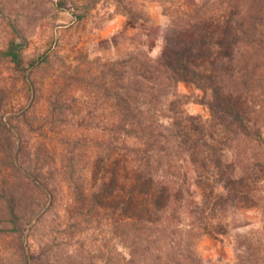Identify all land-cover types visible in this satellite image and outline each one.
<instances>
[{
	"label": "rangeland",
	"instance_id": "obj_1",
	"mask_svg": "<svg viewBox=\"0 0 264 264\" xmlns=\"http://www.w3.org/2000/svg\"><path fill=\"white\" fill-rule=\"evenodd\" d=\"M144 153L170 196L127 247ZM168 256L264 264V0H0V264Z\"/></svg>",
	"mask_w": 264,
	"mask_h": 264
},
{
	"label": "trees",
	"instance_id": "obj_2",
	"mask_svg": "<svg viewBox=\"0 0 264 264\" xmlns=\"http://www.w3.org/2000/svg\"><path fill=\"white\" fill-rule=\"evenodd\" d=\"M19 51L20 50L17 47L11 45L8 50L3 53V55L9 58L13 63H18L20 56ZM170 53L172 56L179 54L178 52L171 51L168 45L164 49L162 55H166L168 57ZM170 61L173 64L174 61ZM131 82L132 81H128L127 86ZM134 91L138 93V87ZM131 93H133L132 90L130 88H126L124 95L122 96L123 98H121L123 104L121 130H124L126 133H130L131 130H138L140 134H145L148 137V140H150L151 136L153 135L152 130L148 129V127H143V117L139 116L137 112H134L136 107L131 103ZM147 119H149V124L151 125L156 123V118L153 115ZM152 145L153 142L149 141L148 146ZM140 161L141 164L138 165L139 171L135 181V186L129 192L127 200L128 214L126 216V224L128 229L125 238V241L128 242L127 247L134 245L135 241L138 242V244L141 242H151L149 237L142 233V230H145L149 227V225L154 223L155 219L153 218V215L161 213L168 206V200L170 196L167 186L161 185L160 182H154L152 172L156 173L158 166L153 167V164H155L153 155L148 156V154H145V156ZM168 257L169 258L164 260V262H161V257H157V259H159L158 264H173L172 257ZM132 260V251H130L127 261L131 262Z\"/></svg>",
	"mask_w": 264,
	"mask_h": 264
}]
</instances>
